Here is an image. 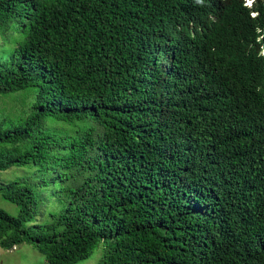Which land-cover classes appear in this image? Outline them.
<instances>
[{"label": "trees", "instance_id": "1", "mask_svg": "<svg viewBox=\"0 0 264 264\" xmlns=\"http://www.w3.org/2000/svg\"><path fill=\"white\" fill-rule=\"evenodd\" d=\"M0 41V248L264 264V0H0Z\"/></svg>", "mask_w": 264, "mask_h": 264}, {"label": "rangeland", "instance_id": "2", "mask_svg": "<svg viewBox=\"0 0 264 264\" xmlns=\"http://www.w3.org/2000/svg\"><path fill=\"white\" fill-rule=\"evenodd\" d=\"M2 43L0 41V47ZM28 92V91H27ZM25 92H16L8 95H0V119H11L12 114H18L22 108L27 105L28 98L25 100ZM11 116V117H10ZM31 170L26 167H12L4 172H0V182L9 183L22 177L31 175ZM38 198L40 199L39 214L30 223H41L50 220L48 216H43L42 211L46 208L53 211H59L66 206L67 200L56 193L57 186L34 187ZM0 209L6 211L12 216L19 214V207L0 197ZM102 254V246L98 245L92 255L77 264H97ZM0 264H46L44 256L30 244H22L12 249L0 248Z\"/></svg>", "mask_w": 264, "mask_h": 264}, {"label": "clouds", "instance_id": "3", "mask_svg": "<svg viewBox=\"0 0 264 264\" xmlns=\"http://www.w3.org/2000/svg\"><path fill=\"white\" fill-rule=\"evenodd\" d=\"M244 5H246L248 8H252L253 0H243Z\"/></svg>", "mask_w": 264, "mask_h": 264}]
</instances>
